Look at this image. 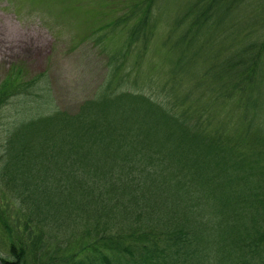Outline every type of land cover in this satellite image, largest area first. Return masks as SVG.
<instances>
[{
  "label": "trees",
  "instance_id": "16d2710c",
  "mask_svg": "<svg viewBox=\"0 0 264 264\" xmlns=\"http://www.w3.org/2000/svg\"><path fill=\"white\" fill-rule=\"evenodd\" d=\"M157 1H134L124 12L128 15L111 23L112 31L129 28L125 50L117 54L125 57L135 50L137 64L142 61L156 33ZM237 2L197 0L185 10L173 26V33L182 27V35L170 47L175 58L161 96L127 89L130 75L122 73L118 88L112 87L113 78L102 83L76 113L57 109L12 125L0 167L14 181V190H21L26 211H47L38 218L31 213L8 217V207L0 212V234L6 237L3 245L0 237V264H28L29 254L39 264L52 234L44 222L58 218L52 213H62L70 200L75 210L89 215L115 211L119 204L97 193L102 181L93 171L110 177L133 206L164 199L162 216L168 222L160 230L133 227L119 236H100L97 228L96 240H77L72 253L44 264H192L199 252L205 264L232 259L264 264V132H258L259 124L264 126V39L213 48L214 38L226 31L227 17L240 9ZM104 37L101 33L98 40ZM138 43L140 52L132 49ZM213 50L217 56L205 54ZM222 51L227 56L219 61ZM138 78L133 77L134 85L141 84ZM24 88V75L16 69L0 84V111ZM128 170H148L142 172L147 179H114ZM163 183L179 189L168 187L172 195L166 199L160 194L166 190Z\"/></svg>",
  "mask_w": 264,
  "mask_h": 264
},
{
  "label": "rangeland",
  "instance_id": "374dc122",
  "mask_svg": "<svg viewBox=\"0 0 264 264\" xmlns=\"http://www.w3.org/2000/svg\"><path fill=\"white\" fill-rule=\"evenodd\" d=\"M134 1L137 0H15L16 11L21 15L34 17L40 23L44 35L38 41L32 40L24 44L19 53L0 59V84L17 69L24 75L26 91L12 97L0 111V166L5 160L3 153L5 140L10 135L8 130L21 120L26 121L57 109L76 113L85 100L97 95L102 83L110 82L113 78L112 87L118 88L119 76L122 73L130 75L128 80L130 85L127 88L130 90H140L156 97L161 96L162 85L169 87L168 79L174 60L172 58H175L171 48L182 35V27H178L173 33V26L180 17L181 19L184 17L182 15L190 4L197 0L157 1L154 8L156 33L139 64L135 50L125 57L117 54L125 50L128 26L116 27L114 31H112L113 25L110 26L118 17L129 14L124 12L129 11L126 8ZM245 1L238 0L236 5L240 9H236L232 17L231 15L227 17L226 31L218 36L215 35L213 48L218 46L237 48L242 47L244 43L260 42L264 39V0ZM101 33H105L107 37L98 40ZM134 48L138 49V52L142 50L139 43L132 49ZM215 53V50L205 52L206 55L217 56ZM225 56L227 52L222 51L219 61ZM136 75L139 76L138 81L141 83L139 85H134L132 82ZM193 82L195 79L189 80L186 86H190ZM258 129V132H264V126L261 124ZM258 158L263 159L262 156ZM263 161L261 160L260 164ZM81 171L87 174L89 172L85 167L81 168ZM142 172L147 173L148 170L140 172L128 170L119 177L121 179L116 178L118 173L114 179L119 180L120 183V180L127 181L136 177L137 180H141L139 182L144 183L142 180H146L147 175ZM6 174L8 172H4L0 167V179L4 177L0 182V212H4L8 207V217H25V214L29 216L31 211L25 209L27 204H24L25 201L19 193L21 190L18 192L14 190L12 183L14 181L9 180ZM93 175L102 181L97 187V193L102 197L111 198L119 206L107 216L89 215L82 209L75 210L71 202L74 200L65 202L62 213L56 215L52 213L53 217L58 218L51 219L50 216L44 222L45 228L52 234L45 252L39 254L37 259L40 261L39 264L49 262L51 257H59L54 260L57 262L69 255L73 252L77 240L82 243L96 240L97 228L100 236H119L129 234L133 227L141 229L154 225L159 229L168 222V217L162 216V207H164L163 213L167 212L164 199L133 206L127 199L123 200L119 189L112 185L114 181H110V177L108 179L102 172L94 171ZM163 187H166V190L160 194L166 199L172 195L168 187L179 189L176 185L166 183H163ZM199 197L200 194H197V202ZM262 198L264 200V196ZM167 201V204H170L169 200ZM34 211L30 217L38 218L44 217L47 209L34 208ZM181 211H186L184 206L181 207ZM153 212L156 215L150 216ZM183 212L181 213L184 214ZM190 217L192 216L180 217V219L183 221V218ZM195 217H208V215L198 214ZM170 220L177 221L176 217H170ZM262 222L264 223V219ZM0 237L3 239V245L6 238L3 232ZM130 242L131 239L126 238L125 243ZM2 253L4 256L8 255L4 248ZM109 254L111 255V252ZM203 255L204 253L199 252L198 258L193 260L192 264H205ZM222 255L219 253V258ZM32 260L33 257L29 254L27 263L36 264ZM55 262L52 264H56ZM227 264H234V259Z\"/></svg>",
  "mask_w": 264,
  "mask_h": 264
},
{
  "label": "clouds",
  "instance_id": "9594fccd",
  "mask_svg": "<svg viewBox=\"0 0 264 264\" xmlns=\"http://www.w3.org/2000/svg\"><path fill=\"white\" fill-rule=\"evenodd\" d=\"M44 35L34 17L19 14L15 0H0V59L19 53L24 44Z\"/></svg>",
  "mask_w": 264,
  "mask_h": 264
}]
</instances>
